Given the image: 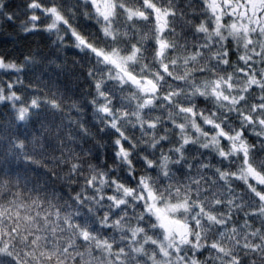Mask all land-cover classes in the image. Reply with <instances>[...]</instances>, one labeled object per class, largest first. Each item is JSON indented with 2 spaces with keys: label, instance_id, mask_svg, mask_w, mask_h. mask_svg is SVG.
I'll return each instance as SVG.
<instances>
[{
  "label": "clouds",
  "instance_id": "clouds-1",
  "mask_svg": "<svg viewBox=\"0 0 264 264\" xmlns=\"http://www.w3.org/2000/svg\"><path fill=\"white\" fill-rule=\"evenodd\" d=\"M0 264H264V0H0Z\"/></svg>",
  "mask_w": 264,
  "mask_h": 264
}]
</instances>
